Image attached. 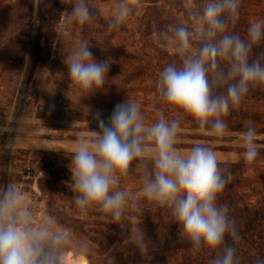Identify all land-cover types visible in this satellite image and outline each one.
Wrapping results in <instances>:
<instances>
[{"label":"clouds","instance_id":"obj_1","mask_svg":"<svg viewBox=\"0 0 264 264\" xmlns=\"http://www.w3.org/2000/svg\"><path fill=\"white\" fill-rule=\"evenodd\" d=\"M70 3L65 25L89 24L94 15L87 0ZM191 23L157 30L153 39L171 50L176 61L158 73L156 92L171 118L161 111L146 122L141 106L130 99L118 103L108 119L99 110L93 116L99 131L82 140L71 155V189L75 205L94 210L100 218L121 228L128 206L138 210L135 198L121 187L133 173L144 198L171 210L175 223L194 251L215 253L209 264H240L236 248L226 237L239 239L227 205L218 203L230 176L219 168L216 152L196 142L181 151V118L191 117L207 135L221 136L224 119L256 89L264 91V18L250 23L246 36L229 31L238 17V0H182ZM51 7V0H35L34 14ZM142 0H111L107 17L109 31L118 29L142 13ZM196 41H201L194 47ZM69 88L83 97L102 91L110 60L96 61L90 44L82 41L64 58ZM226 86V91L214 89ZM55 105L49 106V111ZM256 129L241 133L242 156L251 164L259 155ZM128 242L142 251L146 245L140 227ZM69 237L54 229L53 222L33 223L32 211L13 184L0 190V264H62ZM256 264H264L257 260Z\"/></svg>","mask_w":264,"mask_h":264},{"label":"rangeland","instance_id":"obj_2","mask_svg":"<svg viewBox=\"0 0 264 264\" xmlns=\"http://www.w3.org/2000/svg\"><path fill=\"white\" fill-rule=\"evenodd\" d=\"M34 2L0 0V190L15 185L31 208L34 224L50 220L56 231L69 237L62 264H118L105 263L98 249L54 222L38 180L51 170L47 163L53 162V169L71 181L72 153L99 131L93 116L97 110L107 120L118 103L130 99L141 106L146 122L154 121L161 111L171 118L155 85L165 52L174 53L160 46L154 32L149 34L145 28L149 19L156 22L154 13L165 28V0H142L141 15L111 31L107 20L111 0H87L94 18L83 26L64 24L70 3L51 0L50 8L41 7L34 14ZM82 41L90 44L93 59L111 62L103 90L87 97L69 88L64 63ZM141 47L147 52L139 51ZM196 142L211 147L219 162L245 166L238 186L250 202L264 196V134L256 137L260 152L248 164L242 156L241 134L207 135L182 117L177 147L187 151ZM138 194L143 195L141 190Z\"/></svg>","mask_w":264,"mask_h":264},{"label":"trees","instance_id":"obj_3","mask_svg":"<svg viewBox=\"0 0 264 264\" xmlns=\"http://www.w3.org/2000/svg\"><path fill=\"white\" fill-rule=\"evenodd\" d=\"M157 12V8H152ZM238 20L233 27L229 20V31L246 36L251 22L264 18V0H238ZM147 23L148 33L164 29L161 22ZM191 23L182 0H165V28H170L181 22ZM154 27V29H152ZM202 43L196 41L194 47ZM141 52H147L140 48ZM144 56V54H143ZM146 56V54H145ZM175 54L165 52V61L159 65L161 70L166 64L176 61ZM141 69L140 66H137ZM217 92L226 91V86L214 89ZM192 126L198 128L191 117L184 116ZM227 123L225 133L241 134L250 125L256 129L257 136L264 134V91L253 90L235 109L224 117ZM187 147V146H184ZM51 169L43 173L38 180V187L46 198V209L54 222L77 236L83 237L91 246L99 250L104 262L113 260L118 264H209L215 253L211 250L194 251L188 239L181 233L168 207H157L147 201L141 190L135 173L122 181L130 196L135 198L138 210L128 206L124 213L127 225L121 228L114 223H108L100 218V213L94 210L82 212L74 203V193L71 181L66 182L54 168L53 162L45 166ZM222 173L230 179L219 194L218 203L227 205L230 217L234 219L239 233V239L226 237V242L236 248L240 264H256L264 260V196L250 202L245 193L239 189V178L245 166L240 162H219ZM140 227L144 234L146 248L141 250L135 244L128 242L131 233Z\"/></svg>","mask_w":264,"mask_h":264}]
</instances>
